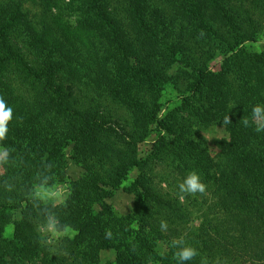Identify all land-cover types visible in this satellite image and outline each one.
<instances>
[{"label": "trees", "instance_id": "16d2710c", "mask_svg": "<svg viewBox=\"0 0 264 264\" xmlns=\"http://www.w3.org/2000/svg\"><path fill=\"white\" fill-rule=\"evenodd\" d=\"M25 3L0 0V96L13 109L0 264H177L180 236L200 252L187 264H264V132L242 122L264 103V0H40L39 15ZM211 127L226 132L215 154L199 139ZM158 163L200 173L206 194L185 195L199 227L180 229L189 211L157 190ZM136 168L133 209L119 213L110 200ZM45 177L71 193L55 209L72 229L55 254L36 230Z\"/></svg>", "mask_w": 264, "mask_h": 264}, {"label": "clouds", "instance_id": "9594fccd", "mask_svg": "<svg viewBox=\"0 0 264 264\" xmlns=\"http://www.w3.org/2000/svg\"><path fill=\"white\" fill-rule=\"evenodd\" d=\"M203 35V32L201 33ZM13 120V109L8 106L5 99L0 96V165L6 164L9 160L10 150L2 142L7 139L9 131L8 125ZM231 117L226 115L223 124H230ZM245 127H254L256 132H264V103H257L253 106L250 117L243 118ZM50 178L45 177L39 184L34 186L32 197L34 200L50 206V211L46 214L43 223L37 225V233L40 237V243L48 246L54 254L56 252L55 244L65 237L71 235L72 229L61 222L55 209L61 205L66 206L67 199L71 195L69 189L56 182L49 183ZM180 201L183 202L185 195L195 196L197 194H206L207 184L202 180L201 175L196 170L190 171L179 183ZM160 230L166 232L168 229L167 221L160 222ZM112 232L109 229L106 232V238H111ZM170 246L175 249L173 254L177 264H187L200 256L199 249L187 242L184 236L173 239ZM201 264H209L206 258H201ZM214 264H221L217 259Z\"/></svg>", "mask_w": 264, "mask_h": 264}, {"label": "rangeland", "instance_id": "374dc122", "mask_svg": "<svg viewBox=\"0 0 264 264\" xmlns=\"http://www.w3.org/2000/svg\"><path fill=\"white\" fill-rule=\"evenodd\" d=\"M40 0H26V7L31 11L33 15H39L42 14L41 8L39 6ZM53 14H60L63 19L68 23L70 26H76L77 25V16L75 13H73V10L67 9L63 11H58L54 9L52 11ZM264 41V40H262ZM226 135V132L222 127H211L207 130H204L200 132V140L202 144L207 147L212 154H215L219 151L215 140L218 138H221ZM151 151V143L146 142L142 143L140 147L138 148L139 156L145 157L147 156ZM2 171V165H0V172ZM70 173L72 176H78L80 173V170L76 168L70 169ZM139 170L133 169L130 174L128 175L127 179L124 181L122 188L115 193V196L110 200L112 205L115 207V209L122 214H126L130 212L133 209L134 202H135V196L130 191L132 187V183L135 180L136 176L138 175ZM154 181L155 186L158 191L163 192L165 194L168 193V195L172 196V198L178 197L179 192V183L182 181L180 177H178L176 174H172L169 167L166 165H162L160 163L155 164L154 170L151 172ZM181 202V201H180ZM194 200L191 199L188 196H185L183 202L180 204L183 206L184 210L186 209L189 211L188 217L184 220V223L181 225L179 221H177L178 225L180 226V229L184 232H187L191 229L197 228L201 225L203 221V214L201 212H197L196 207L194 205ZM107 258L110 257V254L106 256ZM113 258V257H112Z\"/></svg>", "mask_w": 264, "mask_h": 264}]
</instances>
